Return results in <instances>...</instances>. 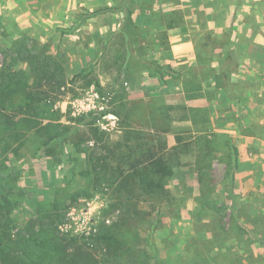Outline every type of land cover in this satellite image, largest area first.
<instances>
[{
	"label": "rangeland",
	"instance_id": "374dc122",
	"mask_svg": "<svg viewBox=\"0 0 264 264\" xmlns=\"http://www.w3.org/2000/svg\"><path fill=\"white\" fill-rule=\"evenodd\" d=\"M23 44L55 57L68 78L91 67L102 88L68 83L54 108L63 122L84 114L105 136L97 146L85 125L64 153L6 155L23 193L12 232L58 197L65 214L56 234L77 238L67 254L58 249L62 258L264 264V0H0V65ZM229 80L240 100L227 97ZM185 81L203 89L189 86V95H202L188 98ZM125 128L166 141L165 150L150 142L172 177L146 188L101 182L92 196L78 195L87 152L135 143ZM80 141L83 152L72 144ZM107 232L116 242L96 239Z\"/></svg>",
	"mask_w": 264,
	"mask_h": 264
},
{
	"label": "trees",
	"instance_id": "16d2710c",
	"mask_svg": "<svg viewBox=\"0 0 264 264\" xmlns=\"http://www.w3.org/2000/svg\"><path fill=\"white\" fill-rule=\"evenodd\" d=\"M29 47L20 45L13 51L14 54L5 50L7 56H4L0 65V264H93L88 257L75 253L69 254L67 258L57 255L58 249L60 253L67 254V247L77 241V238L68 239L56 234L57 223L65 214L61 207L63 203L58 197L48 206L38 204L36 214L21 226L19 232H12L17 226L11 211L23 193L17 185V170L12 161L6 160V155L21 158V151L25 148L35 156L64 153L66 144L71 143V139L85 125L92 135L90 140H94V144L99 143L97 146L104 141L105 136L98 126L86 120L84 114L68 116L67 122H63L65 114L60 108H54L55 102L61 99L62 88L68 83L82 81L83 88L91 85L102 88L91 67H83L68 78L65 67L55 57ZM128 58L127 52L125 63ZM23 63H26L25 67H22ZM230 72L224 71L227 79ZM189 86L195 87L196 91H203L201 85L185 81L184 89L188 98L202 95H189ZM225 87L229 99L242 98L235 94L230 80ZM125 129L126 136L135 140V143L129 141L121 144L125 152L120 146L116 149L106 146L107 142L103 143L101 151L93 149L87 152L86 167L79 173L86 180L88 190H78V195L92 196L93 192L100 189L101 182L108 185L120 183V186L129 187L131 179L146 188L148 185H156V182L152 184L150 181L172 177V164L165 158L163 151H155L152 148L153 142H150L156 140L165 150L168 148L166 141L160 137L148 139L133 128ZM72 144L76 151H85L81 141ZM228 165L227 173L230 176L238 166L236 158L228 161ZM200 203L206 205L205 202ZM259 220V216L252 219L253 222ZM155 227L156 221H153L151 235ZM254 234L258 236L256 232ZM96 239L116 242L115 237L108 232L100 234ZM148 241L155 250L151 236ZM55 242L65 244L60 247L58 244L54 250ZM262 243L264 245V236Z\"/></svg>",
	"mask_w": 264,
	"mask_h": 264
},
{
	"label": "crops",
	"instance_id": "0c3cea01",
	"mask_svg": "<svg viewBox=\"0 0 264 264\" xmlns=\"http://www.w3.org/2000/svg\"><path fill=\"white\" fill-rule=\"evenodd\" d=\"M174 51V50H173ZM199 101H202V100H199Z\"/></svg>",
	"mask_w": 264,
	"mask_h": 264
}]
</instances>
